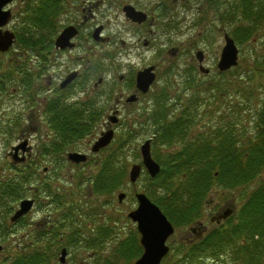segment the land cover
Here are the masks:
<instances>
[{
  "label": "trees",
  "instance_id": "trees-1",
  "mask_svg": "<svg viewBox=\"0 0 264 264\" xmlns=\"http://www.w3.org/2000/svg\"><path fill=\"white\" fill-rule=\"evenodd\" d=\"M210 1L215 4L214 8H219L217 5L221 0ZM228 2L231 3L230 8L226 13H219V21L222 24L228 23V27L231 25L227 31L236 42L249 41L264 23V0H227ZM25 20L29 27L25 30L26 35L18 37V42L37 44L33 50L43 55L48 51V9L45 3H39L37 9L28 13ZM257 60L254 61L252 72L264 75V61ZM195 80L197 79L193 77L192 70L184 72L183 88L196 86ZM251 90L248 85L243 88L244 93ZM212 91L213 94L207 95V98L199 99L194 89L187 98H178L181 100L180 109L178 112H171L167 107V93L164 89L160 90L153 96L152 110L145 118L154 134L152 155L161 169L156 177H147L142 191L174 224H189L199 217L195 211H198L201 199L207 195L212 180L221 186L236 187L260 175L264 168V116L254 126L252 134L247 131L244 134L243 125L237 129L238 123L231 119L225 120L224 113L219 112L216 105L221 91L215 88ZM249 98L242 99L246 102ZM205 99L210 102L207 105L210 110L206 108L207 112L212 111L213 117V113L221 115L219 119L214 118L219 124L208 125L203 128V132L189 135L190 126L202 114L200 107L203 105L200 102L202 100L205 103ZM64 101L62 97H57L49 105L52 118L50 122L48 120V124L52 134L38 147L42 151L41 155H48L49 150L58 153V160H62L60 165L66 163L67 150L75 147L73 141L90 133L101 117L100 110L95 108L91 98H85L78 107ZM239 105L242 102L232 106ZM129 133L130 131L123 138L118 136L113 145L117 144L116 147L111 146L98 159V171L95 175L87 174L91 178L90 188L94 193L101 195L108 190H119L126 183L128 160L121 151L129 141ZM237 136L244 138L243 143L238 141ZM174 146L178 148L173 150ZM164 148L173 151L168 152ZM84 174L81 170L77 171L80 181ZM28 179L24 175L19 180L13 177L6 182L0 181V238L4 240L11 225L4 224L2 218L12 212L11 202L14 197L22 196L21 185ZM43 188L47 190V186ZM56 190L48 188V193H51L48 196L54 198V202L59 205V213L54 220L45 229L32 227L31 241L27 244L14 243L15 255L2 264H52L63 248L69 251L83 248L90 250L93 257L89 264H132V260L138 255L137 232L133 230L120 239H114L117 237L115 225L118 220L112 204L110 208L103 210L97 199L91 197L81 202L82 199L76 201L72 194L66 196L64 203H61L59 194L62 197L64 194ZM70 199H74L75 203L66 205ZM75 209L77 212H74ZM230 218H233V222H228L227 226L214 227L204 239L189 246L188 253H185L184 258L178 259L177 263L194 264L200 255L207 254L211 258H228V264H264V179L259 188L228 219ZM107 245H112V250L104 254Z\"/></svg>",
  "mask_w": 264,
  "mask_h": 264
},
{
  "label": "rangeland",
  "instance_id": "rangeland-1",
  "mask_svg": "<svg viewBox=\"0 0 264 264\" xmlns=\"http://www.w3.org/2000/svg\"><path fill=\"white\" fill-rule=\"evenodd\" d=\"M130 1L134 4H143L145 7L148 6L149 8L147 11L153 12L151 13V16L155 17V24L151 26L152 32L149 33L147 26L137 27L135 25H130L124 20L120 13L116 12V14H110L106 8H103V10L105 9V14L101 15V20L99 21L104 25V34L110 36L113 39V43L111 42L108 47H103V49L100 50L101 56L100 53L99 56L105 64V69H108L107 71H112L114 74L109 75L108 80L102 84L100 92L106 93V91H110L112 79L114 78L113 83L117 82V76L119 74H126L131 68L138 69L148 63H157V78L154 83L155 85L151 90L152 95L150 97L146 96L145 98H141L139 102L133 105L121 106L120 112L117 115L118 123L112 126L108 125L109 121L107 120V117L112 114L108 105H113L114 93L110 91L108 96L104 95V97H102L107 109L105 110V115L101 120L100 126L95 127L90 133L81 139L73 141L76 145L75 149L78 150L77 152L86 153L89 156L86 163L73 164L66 162L65 164L60 165L62 160L59 161L58 156L52 159L40 156L37 159V163H34L32 168L23 165L24 171L30 169L32 172L36 169V175L34 176L33 174L32 178L28 179L26 183H22L21 186L24 187L22 196L13 198L10 205V211L13 209V212L14 209H16L21 198L35 197L37 204L25 217L21 218L17 223L11 224V233L8 232L6 240L0 238V244L4 247L0 255V264L5 260H10L15 255L13 249L14 243L23 242L24 244H27L31 241V228L34 227V225H32L34 221H38L36 225L37 227L45 229L59 213L58 206L55 210H51V207L48 208V199L51 197L48 196V188L51 190L60 188L59 190H56V192L64 194V197L59 194L61 203H64L66 196L69 194H72L76 201L82 199L81 202L93 196L92 192L88 191L92 190L90 188V183L92 184V182L89 181L90 177L88 175H94L98 171V162H95L96 157L90 152L92 138H94L95 135H99L101 131L108 129L109 127H114L115 134H118L120 138L126 137V133L130 131L129 134L132 133L134 136L133 142L128 147L124 144L121 152L127 156L128 167L132 163L140 162V157L137 158L139 156V146L144 140L150 138L149 136L151 135L149 129L150 124L145 118L152 110V98L158 91L163 89L166 91L168 96L167 107L171 112H178L181 105V100H178V98H187L193 93L194 89L197 91L199 99L207 98V95L213 94L212 90L215 88L216 90L221 91L216 105L218 106L219 112L224 113V117H226L225 120L231 119L238 123L237 129H240L241 125H243L244 134L246 131L249 134H252L254 126L257 124L260 117L264 116V75L259 74L258 72H252L254 61H258L257 58L264 61V24L259 27L255 34L253 33V36L249 41H235L239 52L238 65L236 69H231L230 71L220 74L217 70V62L224 43L223 32H228L227 30L231 28V25H229V27L227 26V29L225 28L222 30L221 28L224 27L218 22V15L220 12L226 13L230 8L231 3L228 2V5L227 0H221V3L219 2L220 4L217 5L219 8H214L210 13L205 5L206 0H179V2H173V0ZM161 2L163 3V8L158 9L159 5L162 4ZM158 3L159 5H157ZM211 5L213 7L215 6L214 3ZM164 14H166L165 17ZM143 39L148 40L150 44L144 46L142 43ZM122 40L124 41L123 45L121 44ZM173 47L178 48V53L174 57L171 56L169 52ZM13 50L19 52L20 55H24L23 57H29L30 52H32L31 49H19L17 46H15ZM197 50H202L204 53L205 66L210 69L208 75L201 74L198 71L194 60V54ZM112 52H115V58H112L109 61L108 56L112 54ZM46 55L47 52L45 51L43 55L41 54L39 57L46 58ZM11 57L12 56L0 57L2 65ZM39 57L37 56V58ZM2 67L3 66H1L0 69H2ZM190 70H192L193 77L198 81L195 80L196 82H194L196 86L184 89V72H189ZM248 79L250 80L249 84H247ZM44 80L45 78L39 83L44 84ZM246 85L251 87L252 90L244 93L243 88ZM43 97L44 94L41 97H38V102H41ZM78 97L79 96L76 95L73 99ZM247 97L250 98L245 102L244 99ZM14 99L15 96L14 98H11L7 97V94H0V132H5L8 136L9 133H7L6 130H8L11 123L9 119L14 118L16 114H21L22 119L25 117V110L21 111V106L17 105ZM71 99L69 98V102H71ZM204 101L206 102L204 103L202 100L200 102V104L203 105L200 107L202 114L199 115L197 121L190 126L189 129L191 132H189V135L192 133L203 132L201 130L204 127H208V125L219 124L216 119H219V116L221 115L213 113L215 115L213 117L212 111L207 112L209 109L207 105L210 104V102L207 99ZM121 102H124V99L119 101V103ZM240 102H242V105L235 107L232 106ZM128 107L130 108L127 109ZM239 107L241 108L239 109ZM37 112H40V110ZM139 124H143V126L139 127ZM144 130H147L145 135H143ZM47 131L48 135L52 134L49 128L48 130L46 128V131L42 130V133L38 131H35L36 133L31 132L29 134L31 144L40 147L37 138H39L41 134L44 136ZM5 137V135H0V170L2 169L0 173L10 170L7 168L8 165L3 160L5 155L4 152L9 147L3 143ZM236 138L240 143H243L244 138L239 136ZM11 141L12 140H10V142ZM116 145L113 146L112 144L111 146L114 148ZM177 148V146H174L173 150ZM164 149L168 152L173 151L167 148ZM93 163L95 164L93 165ZM45 167H47L46 172H41L44 171L43 169ZM78 170L85 173L82 181H80L77 175ZM145 177V175L140 177L134 185L131 183H126V185L123 184L119 191L125 192L126 197L121 203H118L116 199L118 190L116 189L115 193H111V197L114 194V200H112V202L114 214L118 220L115 225L117 237H114V239L116 240L122 238L124 235H128L130 231L135 229V225L127 218L126 213L136 206L134 193L136 191H141L142 184L146 183ZM15 178L16 177H14V179ZM262 179H264V168L260 171V175L255 176L254 179L236 187L230 188L221 186L220 184H217L215 180H212L207 195L204 196L205 198L203 197L201 199L198 205V211L195 212L199 215L203 212L204 215L201 217L206 216L205 222L209 223V220L207 219L208 216L214 214L226 204L236 209L241 206L245 200H247V197L259 188ZM17 180H19V178H17ZM44 186H47V190L43 188ZM27 187H32V189L35 188V190H25ZM101 198V195H96L97 202L103 204ZM74 199H70L65 204H74ZM205 201H209V205H206ZM110 206L111 205L107 203L102 207L103 210H105L110 208ZM12 212H9L7 217L2 218L4 224H10L8 218ZM74 212H77V210L75 209ZM48 218L51 220L49 223ZM232 219L233 218L227 219L220 225L227 226L228 222H233ZM181 225V223H175L176 228L174 234L169 238V240H171V251L169 255L164 258L162 264L174 263L177 259L184 258V253H188L186 241L193 239L192 237L194 234L189 231L188 226L181 227ZM214 227H216L214 224L210 225V228ZM183 247H185V249ZM111 250L112 245H107L103 253L108 254ZM90 252V250L84 248L79 249L78 251L67 250L65 264H89L93 257V253L91 254ZM228 261V258L223 257L220 259L216 258L215 260L202 258L201 260L198 259L194 264H228ZM184 263L185 262H183V264ZM52 264H58L57 257Z\"/></svg>",
  "mask_w": 264,
  "mask_h": 264
},
{
  "label": "flooded vegetation",
  "instance_id": "flooded-vegetation-1",
  "mask_svg": "<svg viewBox=\"0 0 264 264\" xmlns=\"http://www.w3.org/2000/svg\"><path fill=\"white\" fill-rule=\"evenodd\" d=\"M175 1L179 2V0H173V2ZM39 3H45V7L48 9V51H46V58L39 57L41 54L33 50L37 47V44H21L18 42V37L22 34L26 35L25 30L29 27L28 22L25 20L28 13H31L33 9H37ZM208 4L211 9L212 5L210 0ZM157 5H159V3ZM127 6H131L136 11L141 12L145 18L141 22L133 21L126 15L125 8ZM103 8H106L110 14H116V12L120 13L124 20L130 25H135L137 27L147 26L149 33L152 32L151 26L155 24V17L151 16L153 12L147 11L149 8L148 6L145 7L143 4H134L130 0H9L4 6L0 7V12H10L8 18H0V34L8 32L14 35V44L12 48L6 52H0V57L12 56L8 58L7 62L5 64L3 63V65L1 63L2 60H0V66H3L2 69H0V94H7V97L11 98L15 96L14 100L17 105L21 106L20 110H25L24 119L21 118V114H16L14 118L9 119L11 123L8 130H6L9 136L5 132H0V135L6 136L3 143L9 146L4 152L5 155L3 160L8 165L7 168L10 169L7 172L0 173V181L6 182V180L13 177H16L17 180V178L24 175L30 179L33 174L34 176L36 175V169L32 172L30 169L24 171L23 165L32 168L33 164L37 163V159L40 156L48 157V159L58 156V153L52 152L51 150L48 151V155H41L40 153L42 151H40V148L31 144L29 140V134L31 132L36 133L35 131H38L42 133V130L46 131V128L47 130L50 128L48 120L50 122L52 113L49 105L57 97H62V99H65L64 102L66 104L74 107H78L85 98H91L97 110L98 104L100 107L102 106V108L99 107V110L102 111L101 115L103 118L107 108L102 97H104V95L108 96L110 91L114 93V103L113 105H108V108L110 112L116 115L120 112L121 106L133 105L139 102L141 98H145L146 96L150 97L152 95L151 90L157 78V63H148L138 69L131 68L126 74L123 73L118 75L117 82L113 83L114 78L112 79L110 91H106V93L100 92L102 84L108 80L110 74H114L112 71H105V73L101 75L104 65H101L100 50L105 46L108 47L111 42L113 43V39L104 34V25L99 21L101 20V15L105 14V9L103 10ZM160 8H163V3L159 5L158 9ZM165 16L166 14H164V17ZM142 43L144 46L150 44L146 39H143ZM121 44H124L123 40ZM15 46L19 49H31L32 52H30L29 57H23L24 55H20L19 52L13 50ZM169 52L170 55L174 57L178 53V48L173 47ZM195 55L196 52L194 54V60L197 68L200 64L205 65V56H203V60L200 62ZM37 56L39 58H37ZM108 57L109 61L115 58V52H112ZM149 66L153 67L155 78L148 91L142 94L135 86L136 74L138 71ZM44 78V84H40L39 82H42ZM43 94V103L42 101L38 102L37 98L41 97ZM76 95L79 97L73 99ZM131 96H134L135 99L128 102L127 99ZM69 98H72L71 102H69ZM95 98H97V101ZM123 99L124 102L119 103V101ZM129 108L130 107L127 109ZM39 110L40 112H37ZM100 123L101 122L98 123V126H100ZM47 136H49L48 131L45 132L44 136L41 134L40 137L37 138L40 145L42 141L48 140ZM95 137L97 138L98 135H95ZM94 138L92 139L94 140ZM10 140L12 141L10 142ZM110 144L95 154L96 159H100L108 152L111 148ZM69 150H67L65 157L68 156L69 152L78 151L75 147H73V150ZM43 154L45 153L43 152ZM88 158L89 156L87 155V160ZM43 170L44 171L41 172L45 173L47 167ZM0 171H2V169ZM26 182L27 181L24 183ZM25 190H35V188L32 189V187H27ZM88 191L92 192V198L94 199H96V195H99L92 190ZM113 191L114 190H108V192L101 194L102 206L107 203L109 205L112 204L111 193ZM48 195H51V193H48ZM54 195L55 194H53V197ZM22 199L24 198H21V200ZM25 199H31L33 201L31 209L27 212L29 213L37 204L36 198L25 197ZM57 206L59 208V205L54 202V198L50 197L48 199V208L51 207V210H55ZM228 208L231 209V206L226 204L217 210L215 214H210L207 218L209 223L205 222L206 216L201 217L204 215L202 212L200 218L194 220L191 226H189V231L192 232L194 236L192 237L193 239L186 241V245L191 246L200 242L201 239H204L206 235L212 231L210 225H212L213 222L210 221V218L217 214H222L223 211ZM15 210L16 209H14V211ZM27 213L21 218L25 217ZM50 221L51 220L48 218V223ZM37 223L38 221H34L32 225L35 227ZM170 243L171 240H168L167 244L169 248L171 247ZM140 247L139 244L136 246L139 255L141 254Z\"/></svg>",
  "mask_w": 264,
  "mask_h": 264
},
{
  "label": "water",
  "instance_id": "water-1",
  "mask_svg": "<svg viewBox=\"0 0 264 264\" xmlns=\"http://www.w3.org/2000/svg\"><path fill=\"white\" fill-rule=\"evenodd\" d=\"M9 0H0V7L4 6ZM126 15L133 21L141 22L145 17L144 15L136 11L131 6L125 8ZM10 12H0V18L4 19L9 17ZM14 35L11 33L0 34V51H6L13 43ZM224 46L222 47L219 62L217 67L219 71H225L237 64L238 50L232 38L227 34L224 35ZM196 57L201 61L202 53L199 51L196 53ZM201 72H208V69L200 66ZM155 78L153 67L145 68L136 74V87L142 92L146 93L149 86ZM135 97L131 96L128 100H134ZM115 121V119H112ZM112 130L101 134V136L92 145V151L96 152L99 148L105 147L112 139ZM140 152L142 156V164L145 166L150 176H155L160 167L150 154L149 141H145L141 147ZM69 159L74 162L85 161L86 156L80 153H71ZM141 166L134 164L129 170V180L135 182L140 174ZM124 197V193L118 194V200L121 201ZM136 198L138 200L137 207L128 213V216L137 222L138 231L141 234L140 242L144 247L143 254L135 261L134 264H159L160 260L168 252V246L165 241L169 235L173 232V227L166 219L160 209L153 204L145 194L137 193ZM32 200H22L19 204V208L10 217L11 222H15L21 216L25 215L32 207ZM231 213L230 209L225 210L222 214L213 216L211 220L219 221L226 218ZM2 246L0 245V252ZM65 249L61 251L60 261L64 262Z\"/></svg>",
  "mask_w": 264,
  "mask_h": 264
}]
</instances>
